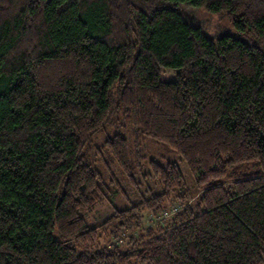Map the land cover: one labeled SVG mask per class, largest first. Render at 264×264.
<instances>
[{
    "label": "trees",
    "instance_id": "obj_1",
    "mask_svg": "<svg viewBox=\"0 0 264 264\" xmlns=\"http://www.w3.org/2000/svg\"><path fill=\"white\" fill-rule=\"evenodd\" d=\"M117 113L132 141L97 146ZM146 140L195 197L176 163L144 165ZM0 264H264V0H0Z\"/></svg>",
    "mask_w": 264,
    "mask_h": 264
},
{
    "label": "rangeland",
    "instance_id": "obj_2",
    "mask_svg": "<svg viewBox=\"0 0 264 264\" xmlns=\"http://www.w3.org/2000/svg\"><path fill=\"white\" fill-rule=\"evenodd\" d=\"M176 9L180 10L185 20L189 21L195 27H199L205 33V35L210 38L222 35L237 34L234 27L232 26V23L228 20L224 13L221 15L211 14L207 13L203 9H195L187 5H181L180 7L177 6ZM115 118L117 119L116 124L109 125L95 136L94 143L97 146H99L107 137H111L115 134L122 135L126 137L130 142L132 141L130 125L122 122L118 113L116 114ZM143 145L144 146L142 151L146 156V163L144 164L145 166L147 165V161L152 159L161 163H176L183 175L184 188L186 193L190 197H195V195L198 194V189L195 185L194 178L190 174L185 163L176 153L170 151L165 146L155 144L150 140H146ZM108 166L110 173L104 168L100 170L105 181H108L110 178L114 177L122 186V190H124L128 194V197L130 199H134L137 193L134 190H131V188L127 187V185H125V179L120 175L116 165L110 162ZM156 192H161V188L158 187L156 189ZM123 197L124 196L119 192L118 194H114L113 197H110L109 201L103 202L98 205L91 214L85 216L86 225L88 227H94L95 225L99 224L105 217L110 215L113 208L121 209L128 207L129 205L122 200ZM177 209H179V205L178 203H175L174 207L168 206L165 212L169 215H172L176 212ZM161 218L162 217L154 220L147 216L144 221L146 224L145 226L152 225V223H157ZM164 219L167 218L164 217Z\"/></svg>",
    "mask_w": 264,
    "mask_h": 264
},
{
    "label": "built area",
    "instance_id": "obj_3",
    "mask_svg": "<svg viewBox=\"0 0 264 264\" xmlns=\"http://www.w3.org/2000/svg\"><path fill=\"white\" fill-rule=\"evenodd\" d=\"M170 216H171V215L167 214L166 212H163L162 215H161L162 218H164V217L168 218V217H170ZM159 218H160V217H159ZM162 218H161V219H162ZM154 220H157V218L154 219Z\"/></svg>",
    "mask_w": 264,
    "mask_h": 264
}]
</instances>
